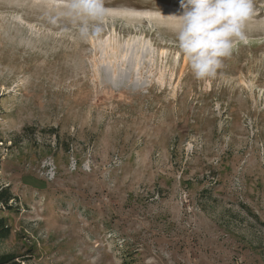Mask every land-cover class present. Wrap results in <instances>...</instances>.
Listing matches in <instances>:
<instances>
[{"label": "rangeland", "instance_id": "1", "mask_svg": "<svg viewBox=\"0 0 264 264\" xmlns=\"http://www.w3.org/2000/svg\"><path fill=\"white\" fill-rule=\"evenodd\" d=\"M213 80L181 0H105L100 39L0 0V188L21 264H264V0Z\"/></svg>", "mask_w": 264, "mask_h": 264}, {"label": "clouds", "instance_id": "2", "mask_svg": "<svg viewBox=\"0 0 264 264\" xmlns=\"http://www.w3.org/2000/svg\"><path fill=\"white\" fill-rule=\"evenodd\" d=\"M180 15L170 16L179 50L188 60L194 78L213 80L222 75L224 59L236 41H245L246 26L256 14L254 0H181ZM111 9L105 0H65L50 17L73 25L83 41L100 39L102 25Z\"/></svg>", "mask_w": 264, "mask_h": 264}, {"label": "trees", "instance_id": "3", "mask_svg": "<svg viewBox=\"0 0 264 264\" xmlns=\"http://www.w3.org/2000/svg\"><path fill=\"white\" fill-rule=\"evenodd\" d=\"M13 200L12 194L10 193L8 187L0 188V213L5 210L10 212L12 206L9 205V202ZM11 234L10 226L7 224L6 219L3 216H0V241L6 240ZM17 256L13 253H2L0 254V264H21L17 261Z\"/></svg>", "mask_w": 264, "mask_h": 264}]
</instances>
